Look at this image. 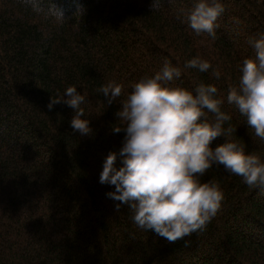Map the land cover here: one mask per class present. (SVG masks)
Masks as SVG:
<instances>
[{"label": "trees", "instance_id": "1", "mask_svg": "<svg viewBox=\"0 0 264 264\" xmlns=\"http://www.w3.org/2000/svg\"><path fill=\"white\" fill-rule=\"evenodd\" d=\"M34 2L39 10L29 0H0V264H264V187L222 165L200 178L223 192L216 216L174 243L138 228L128 207L117 211L120 202L107 197L114 186L99 183L110 152L122 166L125 132L112 131L122 126L120 102L165 60L181 69L170 86L217 87L237 129L229 139L264 161V140L227 103L242 61L255 58L250 39L264 33V0H218L215 39L189 27L196 0ZM52 3L64 21L51 15ZM197 56L211 64L207 72L184 67ZM109 81L123 85L111 105L97 91ZM69 86L85 95L89 135L73 132L66 104L48 108ZM226 142L221 136L210 147Z\"/></svg>", "mask_w": 264, "mask_h": 264}, {"label": "clouds", "instance_id": "2", "mask_svg": "<svg viewBox=\"0 0 264 264\" xmlns=\"http://www.w3.org/2000/svg\"><path fill=\"white\" fill-rule=\"evenodd\" d=\"M29 2L39 10L34 0ZM223 11L218 0H196L187 15L189 27L198 36L215 39L216 21ZM49 12L64 21L55 4ZM249 43L255 58L242 61L238 82L228 86L227 103L246 117L255 137L264 140V33ZM184 67L203 73L212 66L197 56ZM213 75L218 79L220 74L214 70ZM180 76L181 69L165 60L153 77L131 86L115 114L122 126L112 129L113 133L125 132L119 153L122 166H115L117 154L110 152L99 176L100 184L114 186L115 191L106 195L120 202L117 211L126 205L138 228L152 231L168 243L202 231L219 211L223 192L216 183L200 180L213 165H222L249 187H264V161L229 139L237 129L230 123L232 117L222 111L224 100L218 97L217 87L203 82L192 91L170 86ZM97 91L111 105L121 97L123 85L109 81ZM60 103L75 112L70 121L73 132L89 135V121L81 119L85 95L69 86L63 96L51 98L49 110ZM221 136L227 142L213 150L211 143Z\"/></svg>", "mask_w": 264, "mask_h": 264}]
</instances>
